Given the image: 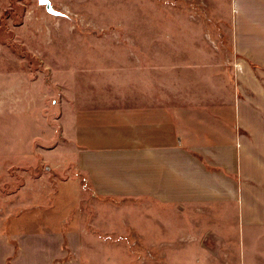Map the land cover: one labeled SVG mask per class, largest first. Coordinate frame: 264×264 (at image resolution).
Here are the masks:
<instances>
[{
    "label": "crops",
    "instance_id": "obj_1",
    "mask_svg": "<svg viewBox=\"0 0 264 264\" xmlns=\"http://www.w3.org/2000/svg\"><path fill=\"white\" fill-rule=\"evenodd\" d=\"M234 25L232 107L188 113L184 144L170 99L79 96L60 103L57 145L0 152V264H143L152 214L175 231H264V15ZM238 244L212 264H264L245 250L264 240Z\"/></svg>",
    "mask_w": 264,
    "mask_h": 264
},
{
    "label": "rangeland",
    "instance_id": "obj_2",
    "mask_svg": "<svg viewBox=\"0 0 264 264\" xmlns=\"http://www.w3.org/2000/svg\"><path fill=\"white\" fill-rule=\"evenodd\" d=\"M39 1L0 0V152L27 150L33 159L38 148L59 142L61 101L79 96L110 103L157 96L163 111L170 99L177 143L184 144L188 113L200 124L206 119L197 120L199 113L215 118L232 107L234 18L264 15V0H48L55 14ZM242 1L246 7L239 8ZM0 161L9 160L1 155ZM181 225L175 231L167 217H145L155 237L148 240L157 245L144 249L143 264H212L233 256L239 241L264 240V231Z\"/></svg>",
    "mask_w": 264,
    "mask_h": 264
},
{
    "label": "water",
    "instance_id": "obj_3",
    "mask_svg": "<svg viewBox=\"0 0 264 264\" xmlns=\"http://www.w3.org/2000/svg\"><path fill=\"white\" fill-rule=\"evenodd\" d=\"M39 3L46 7L47 12L55 14L54 11L51 9V6L48 0H40Z\"/></svg>",
    "mask_w": 264,
    "mask_h": 264
}]
</instances>
